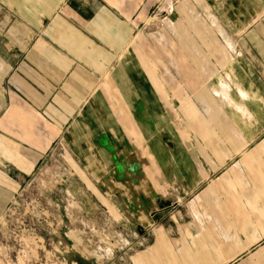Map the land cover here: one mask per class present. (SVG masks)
<instances>
[{
	"label": "crops",
	"instance_id": "0c3cea01",
	"mask_svg": "<svg viewBox=\"0 0 264 264\" xmlns=\"http://www.w3.org/2000/svg\"><path fill=\"white\" fill-rule=\"evenodd\" d=\"M132 94L203 140L178 141L184 199L129 264H264V0H0V211L62 131L117 136Z\"/></svg>",
	"mask_w": 264,
	"mask_h": 264
},
{
	"label": "rangeland",
	"instance_id": "374dc122",
	"mask_svg": "<svg viewBox=\"0 0 264 264\" xmlns=\"http://www.w3.org/2000/svg\"><path fill=\"white\" fill-rule=\"evenodd\" d=\"M166 89L162 84L160 92L172 108ZM143 95L132 94L120 104L124 110L117 100V117L130 116L124 126H112L121 141L85 118L77 132L62 131L51 142L0 211V264H129V242L143 235L139 224H153L177 208L183 194L177 196V187L165 191L177 143L202 138L193 121L169 115L156 94V104L162 103L157 110Z\"/></svg>",
	"mask_w": 264,
	"mask_h": 264
}]
</instances>
